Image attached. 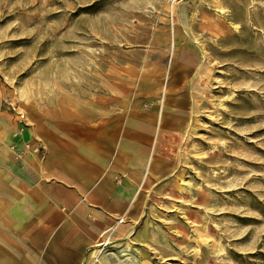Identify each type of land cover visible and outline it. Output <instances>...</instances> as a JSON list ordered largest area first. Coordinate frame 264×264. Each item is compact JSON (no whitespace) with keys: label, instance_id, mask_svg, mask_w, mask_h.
I'll return each mask as SVG.
<instances>
[{"label":"rangeland","instance_id":"1","mask_svg":"<svg viewBox=\"0 0 264 264\" xmlns=\"http://www.w3.org/2000/svg\"><path fill=\"white\" fill-rule=\"evenodd\" d=\"M83 104L161 119L117 264H264V0H0V180Z\"/></svg>","mask_w":264,"mask_h":264},{"label":"crops","instance_id":"2","mask_svg":"<svg viewBox=\"0 0 264 264\" xmlns=\"http://www.w3.org/2000/svg\"><path fill=\"white\" fill-rule=\"evenodd\" d=\"M160 124L83 104L19 131L28 155L18 179L0 180V264H94L107 230L97 264H117L118 238L131 237L130 223L144 214L141 183L159 174Z\"/></svg>","mask_w":264,"mask_h":264},{"label":"built area","instance_id":"3","mask_svg":"<svg viewBox=\"0 0 264 264\" xmlns=\"http://www.w3.org/2000/svg\"><path fill=\"white\" fill-rule=\"evenodd\" d=\"M36 151L39 150L38 148L35 149ZM124 218L123 217H120L117 219V223H123L124 222ZM111 242V231L110 230H107V231H104L102 233V235L100 236V240L99 242L97 243V247H102V249L105 247V245H107L108 243L110 244Z\"/></svg>","mask_w":264,"mask_h":264},{"label":"bare ground","instance_id":"4","mask_svg":"<svg viewBox=\"0 0 264 264\" xmlns=\"http://www.w3.org/2000/svg\"><path fill=\"white\" fill-rule=\"evenodd\" d=\"M109 246V243L105 245V247L102 249V247H95L93 251V258H94V264H97L99 262V258L102 256L103 251Z\"/></svg>","mask_w":264,"mask_h":264}]
</instances>
